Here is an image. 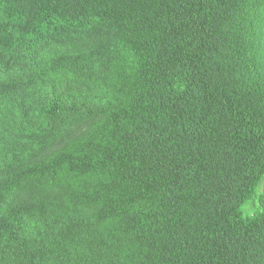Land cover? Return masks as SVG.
<instances>
[{
    "label": "trees",
    "instance_id": "obj_1",
    "mask_svg": "<svg viewBox=\"0 0 264 264\" xmlns=\"http://www.w3.org/2000/svg\"><path fill=\"white\" fill-rule=\"evenodd\" d=\"M0 264H264V0H0Z\"/></svg>",
    "mask_w": 264,
    "mask_h": 264
}]
</instances>
